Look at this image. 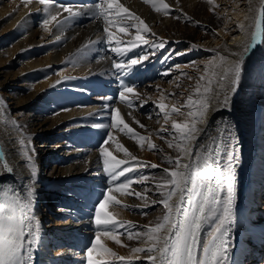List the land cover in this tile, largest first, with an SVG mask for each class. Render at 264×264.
Segmentation results:
<instances>
[{
    "label": "bare ground",
    "instance_id": "6f19581e",
    "mask_svg": "<svg viewBox=\"0 0 264 264\" xmlns=\"http://www.w3.org/2000/svg\"><path fill=\"white\" fill-rule=\"evenodd\" d=\"M222 1L230 4L232 0ZM119 3L131 9L151 29V34L141 33L148 37L149 44L131 48L135 58L150 57L152 45L162 39L166 57L174 52L178 61L176 67L173 66L177 71L168 70L172 71L168 81H147L148 74L140 87H133L134 93L129 94L130 102L134 100L132 106L120 99L117 102L80 100L62 91L51 92L49 88L73 87L77 83L68 76L107 66L110 55L103 56L104 52L100 51L104 37L108 38L104 28L109 27L115 33V39L108 40L110 50L130 47L136 34V28L130 25L137 23L135 19L125 24L114 20L109 26L101 17L91 18L93 5L90 4L76 6L74 1L70 4L53 0L49 5H41L38 0H0V141L4 145V156H0V177L9 173L10 167L11 173L21 181L22 195L30 187L36 190L33 210L40 223L41 242L34 252L35 261L39 264H85L84 249L94 242L96 233H91L90 229V225H94L92 211L106 187L108 176L98 168L99 155L95 148L82 144L78 127L89 123L92 127L103 124V115L113 114L111 109L119 108L122 119L134 134L127 129L121 130L122 126L110 128L115 139L103 146L108 147L117 159L128 160V166L134 170L120 177L118 182L126 178L140 181L143 176L149 179L130 186V192L142 193V197L113 193L121 204L112 203L107 211L124 223V227L113 233L119 236L120 242L103 235L104 229L99 230V239L116 256H139L138 261L143 259L150 264L147 260L150 253H134L132 249L149 246L145 234L148 228L161 221L166 212L159 203H152L162 198L155 186L167 175L162 169H173L170 160L180 155L176 147L179 134L172 125L192 121L193 117L188 114L196 109L188 104L191 96L194 101L207 99L209 102L204 124H197V127H206L208 134L213 135L223 126L224 141L227 143L231 135L240 150V161L236 165L237 227L233 231L232 251L237 264H255L254 256L259 255L252 252V247L258 252L264 251V206L257 208L255 197L264 192V34L255 39L253 34L254 20L264 7V0H243L237 7L234 3L235 11L225 19L217 11L214 0H119ZM62 5L72 7L80 15L66 19L68 14ZM170 5H173L172 9ZM57 11L60 12L57 19L66 22L57 27L53 21L46 29L42 21ZM239 24L245 25L243 31ZM119 27H128V32L120 33ZM170 41L173 42L171 45ZM246 44L254 47L245 52ZM158 51L159 48L155 52ZM190 51L204 55L198 61L179 63L181 58H193ZM220 56L227 57L229 62L238 59L243 62L237 89L228 93L227 107L216 98L220 89L218 77L212 73L219 69L209 63H218ZM166 57H162L160 63L155 59L152 64L154 70L162 65V70L146 69L139 74L144 76L148 71L150 74L164 71V78L168 77L167 69L173 64L169 60L166 62ZM198 87L199 92L196 91ZM208 87L213 91L205 93L204 89ZM160 103L166 105L164 112L157 107ZM173 106L179 109V113L172 110ZM164 113L169 114L167 120ZM133 127L141 132L140 136H136ZM95 129L101 131V135H96L101 137L104 128ZM61 134L65 135L59 140ZM138 142L142 146H138ZM117 143L127 147L142 163L159 166V170L145 174L144 167L137 166L117 148ZM152 144L155 149L151 148ZM169 144L173 146L169 147ZM28 156L32 157L31 163ZM44 159L43 169H47V173L40 171ZM33 164L36 166L35 181L32 180ZM82 190L86 193L83 194ZM91 195L90 200L88 196ZM150 208L155 209L154 214L152 211L148 213ZM76 214L80 216L75 217ZM134 226L137 227L134 229ZM129 233L134 237L131 240L128 239ZM137 233L141 238H136ZM112 257L105 254L104 259L109 264H120L116 257ZM134 264L141 263L136 261Z\"/></svg>",
    "mask_w": 264,
    "mask_h": 264
},
{
    "label": "snow or ice",
    "instance_id": "6c2138e0",
    "mask_svg": "<svg viewBox=\"0 0 264 264\" xmlns=\"http://www.w3.org/2000/svg\"><path fill=\"white\" fill-rule=\"evenodd\" d=\"M41 5H49L53 0H38ZM163 2V0H161ZM165 9L168 6L164 5ZM68 18L80 15L79 11H74L70 6H61ZM159 11V9H156ZM60 12L51 15L42 21L43 26L47 29L48 25L56 21L57 27L66 21H60L57 16ZM91 18L101 17L107 25L111 26L114 20L119 24H125L129 20L135 19L137 23L130 25L136 28L135 40L132 41L131 47H137L139 44L147 45L149 41L141 35L142 32L151 34L149 26L139 17L119 3V0H97L94 9L90 10ZM112 17L113 19H110ZM142 26V27H141ZM255 32L253 39L264 34V7L261 8L259 16L254 20ZM238 27L243 31L244 24ZM109 42L115 39V33L109 27H105ZM120 33H127L128 27H119ZM154 35V34H153ZM164 41L161 39L158 44L152 45L153 54L157 48H164ZM254 46L246 44L244 51L247 52ZM130 48L115 47L112 49L120 56L130 51ZM182 54V53H180ZM238 55V54H233ZM149 60V55H142L140 58L128 60L127 64L121 60L113 63L114 69L118 74V83L120 91L118 99L130 103L129 94L134 93V88L124 83L123 76L125 73L131 74L133 69L143 68L144 61ZM218 72H213L217 76V83L220 92L217 99L223 107L228 106V93L235 92L240 81L242 71V60L229 62L227 57L220 56L219 62L211 61ZM205 79V77H201ZM211 84V80H209ZM200 91L199 87L196 90ZM208 87L204 89L205 93L212 92ZM222 97V99H221ZM138 98V97H137ZM110 99V98H106ZM188 104L196 109L189 112L193 117L191 122L173 123L172 127L175 133L179 134V142L176 144L180 155L174 160L173 169H162L166 177L161 178L162 182L158 183L156 191L161 195V199L153 201V204L159 203L166 210L161 221L154 227L147 230L146 239L149 243L147 248L137 247L132 249L134 253H150L147 260L150 264H237L233 256V231L237 227V210H236V165L240 161V150L236 146L235 139L230 135L226 143L223 135L213 137L207 132L206 127H197V124H204L206 112L209 108L207 99L193 100L188 97ZM158 109L164 112L166 105L160 103ZM174 112L179 113V109L173 106ZM113 113L110 116L112 125L116 128L127 129L129 133L134 134V130L122 119L119 108L111 109ZM165 119H168V113H164ZM139 123V122H137ZM95 128H109V125L96 124ZM140 127H144L140 125ZM115 138L110 132L102 138V145L108 144ZM143 140V137H141ZM199 141V142H198ZM117 148L124 152L135 162L137 166L143 165L129 149L123 144L117 143ZM138 146H142L138 142ZM169 144V147H172ZM152 144L151 148L155 149ZM195 149V152H193ZM100 154L102 159L103 171L110 178V183L106 186L94 205L92 211L93 223L97 228L94 242L84 249L85 264H109L104 259L105 254H110L120 261V264H134V260L140 257H122L116 256V253L100 243L101 232L103 235L111 237L119 243V236L113 233L124 227V223L118 221L116 216L107 211L110 204H121L117 196L113 193H122L142 197L139 192H130V186L134 182L143 183L149 179L143 176L140 181H133L126 178L118 182L120 177H125L126 173L134 169L129 165L128 160L117 159L108 149L101 146ZM32 162V157H27ZM225 160V163H221ZM186 161V162H184ZM152 168L157 165H148ZM12 168H8L11 173ZM36 178V166L32 165V180ZM114 185V187H113ZM147 189L145 190V192ZM36 190L34 187L28 188L25 195L19 192H13L11 195L0 193L4 198L0 199V264H35L34 252L41 242L40 223L34 213V200ZM126 207V206H125ZM210 226L207 232V238L202 239L201 233L205 226ZM131 233L128 239H133ZM136 238H141L137 233Z\"/></svg>",
    "mask_w": 264,
    "mask_h": 264
},
{
    "label": "rangeland",
    "instance_id": "374dc122",
    "mask_svg": "<svg viewBox=\"0 0 264 264\" xmlns=\"http://www.w3.org/2000/svg\"><path fill=\"white\" fill-rule=\"evenodd\" d=\"M214 1H216V4H217V11L220 13V15H221L224 19L227 18L228 16H229V17L232 16L233 12H234L235 9H236V8L233 7V4L235 3V1L232 0V1L230 2V4H228V3H227V4H224V1H222V0H214ZM242 1H243V0H241V1L237 2V3H235V6L237 7L239 3H242ZM219 6H220V7H219ZM170 13L173 14L174 12L170 10ZM170 13H169V15H170ZM225 16H226V17H225ZM212 29L214 30V29H216V28L214 27V28H212ZM182 47H183V46H182ZM191 52H192V51H190V53H191ZM191 54H193V52H192ZM172 55H174V52H173V54H171L169 57H166V58H167L166 62L169 60V61H171V65L173 64V65L171 66V68L167 69V71H168V70H172V71H173V70L176 69V68H175V67H176L175 65H176V63L178 62V61L176 60V59H177V56H176V55L172 56ZM203 55H204L203 53H202V54L200 53V54H197V55L193 54V56H191V57H193V58H191V59H188V58H184V59H183V58H181L179 63H181V64H186L187 60H188V61H189V60H195V61L197 60V61H198V60H200V58H202ZM175 56H176V59H175ZM170 57H171L172 59H171ZM169 58H170L171 60H170ZM181 60H183V61H181ZM175 62H176V63H175ZM184 62H185V63H184ZM190 62H192V61H190ZM174 63H175V64H174ZM173 66H175V67H173ZM162 68H163L162 65H158V68H157V69H158V71H159V70H162ZM157 69H155L154 71H156ZM186 69H187V71H189L188 68H186ZM177 70H178V69H176L175 71H177ZM158 71H157V72H158ZM167 71H166V72H167ZM172 71H168L169 73L167 72V74H169L168 77L164 78V76H163L164 74H163V75H162L163 77L160 76V78H157V79H155L154 81H151V82H157V81H165V82H166V81H168V79L171 78V73H172ZM155 73H156V72H155ZM158 73H160V72H158ZM164 73H165V72H164ZM167 78H168V79H167ZM89 101H92V100L89 99ZM92 102H94V101H92ZM148 113H150V112H148ZM154 123H155L156 125H158V124H157L158 122H157V123L154 122ZM114 128H115V127H114ZM63 135H65V134H61V135L59 136V137H61L59 140H61V139L63 138ZM59 137H58V138H59ZM50 138H52V136H51ZM51 141L56 142L55 139H52ZM40 143H41V142H37V144H40ZM65 146L72 147L73 145L71 146V144H66ZM44 161H45V159L43 160L42 165L40 166V171H44L45 173H47V169H43V168L45 167V162H44ZM43 163H44V164H43ZM260 194H261V193H260ZM260 194L258 193L259 196L257 195L258 197H260L259 199H257V196L254 194L255 197H256V201H257V205H256L257 208H261L262 206H264V192H262L263 195L260 196ZM147 211H148V213H150L151 211H152V212H151L152 214L155 213V209H154V208H150V209H148ZM147 215H148V214H147ZM147 215H146V216H147ZM147 217H148V216H147ZM147 217H146V218H147ZM143 223H144V222H143ZM90 226H91V225H90ZM251 250H252V252H253V251H256V252H257L256 255H259V256H254V259H256V263H255V264H259V263H261V262L264 261V251H262V252H258L257 248H255V247H252ZM140 263H141V264H147V263L144 262L143 260H141Z\"/></svg>",
    "mask_w": 264,
    "mask_h": 264
}]
</instances>
